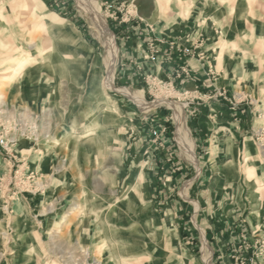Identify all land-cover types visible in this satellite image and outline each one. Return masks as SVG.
I'll list each match as a JSON object with an SVG mask.
<instances>
[{"label":"rangeland","instance_id":"rangeland-1","mask_svg":"<svg viewBox=\"0 0 264 264\" xmlns=\"http://www.w3.org/2000/svg\"><path fill=\"white\" fill-rule=\"evenodd\" d=\"M131 22L145 23L152 63L160 61L162 44L174 48L177 34L191 37L196 41L182 51L208 63L211 84L231 73L243 74L244 85L230 92L217 84L201 95L181 89L172 73L149 72L140 78L138 88L144 91L131 83L119 86L123 61L116 27ZM104 27L114 38V55ZM186 72L183 67L177 77ZM105 94L119 108L114 120H104L115 124L118 137L105 129L110 140L102 147L84 145L92 140L85 136L90 114L97 113L101 98L107 100ZM132 94H140L143 103ZM213 101L227 103L233 118L244 119L235 140L237 181L236 172L227 170L231 139L215 140L218 157L211 164L209 155H201L190 123L204 102ZM161 110L165 122L159 116L152 120ZM179 118L194 156L179 142ZM136 121L150 129L149 145L135 133L126 135ZM157 147L164 153L153 159L150 171H161L160 194L150 186L149 170L137 178L131 172L143 160L142 150L155 157ZM48 150L51 157L36 167ZM171 176L178 177L177 185L170 184ZM94 195L96 215L80 222L75 203ZM156 198L170 202V213H163L162 204L154 207ZM58 216L62 227L55 226ZM182 217L197 232V244L182 232ZM236 217L242 223L237 234L229 219ZM26 260L264 264V0H0V264Z\"/></svg>","mask_w":264,"mask_h":264},{"label":"crops","instance_id":"crops-1","mask_svg":"<svg viewBox=\"0 0 264 264\" xmlns=\"http://www.w3.org/2000/svg\"><path fill=\"white\" fill-rule=\"evenodd\" d=\"M148 10V4H144L142 6L143 14L146 15ZM154 18V17H153ZM145 29V23L142 24H136L135 22L131 23H125L123 25H118L116 27V30L118 31V39L121 46V57H122V66L120 70L117 73V80L118 85H126L131 83L132 87H134L135 90L138 91H144L142 89H139L138 87L143 86V82H141L140 78H143L144 76L150 72V73H156L160 74L162 76H169L171 73L173 76H175V79L179 86H181V89H186L189 91L194 92L195 94H201L202 93H210L212 90H214V87H217L218 85L222 86H228V90L232 92L235 91L234 88H237L238 84H243L245 82V76L241 74V76H233L231 73L230 75H226L225 79H221L215 84H211L210 82V76H209V65L207 62H204L203 58H200V56H188L186 55L182 50L185 46H192V44L196 41V39L191 37H183L178 38L180 35H176V37H173L175 39H179L176 46L174 48H168V43L162 44L160 48L162 49L161 55L158 56L159 60L158 62L152 63L151 60H149L146 56L147 53V40H146V32ZM174 33V32H173ZM170 33L168 36L169 38L172 36ZM144 34V35H142ZM168 36H165L168 38ZM95 51V47L92 46ZM182 47V48H181ZM205 50V49H203ZM201 52H204V51ZM198 51V50H197ZM160 63V64H159ZM183 67L187 68V72L183 73V75L178 78V73H180L181 69ZM234 80H233V78ZM244 77V79H243ZM257 78L256 75L253 76V83L255 84V79ZM218 84V85H217ZM196 91V92H195ZM202 95V94H201ZM132 106H127L126 110L130 111ZM166 112L161 110L160 114H155L151 117V119H155L157 116H159V120H163L165 122L166 120ZM144 118V117H142ZM139 120V119H138ZM243 118L236 119L233 118V113L229 110V106L225 102H219V101H213L209 104L203 103V106L201 110L193 116V118L190 120L191 126L193 127L194 134L199 142V149L200 152L202 151L201 155H209L210 159L209 161L216 160L218 157V153H215V147L213 143H215V140L224 139L225 141L231 139L232 143L230 147L228 148V155L231 156L232 163L229 167H227V170L232 169L234 172H236L235 181H237L238 174V168H234V164L237 163L236 156L238 152H236V135H238V132L241 128H243V124L240 122H243ZM143 121H136V124H133L130 126V132H127L126 135H130L132 133L136 134V138L140 139V142L146 146L147 144L152 142L150 138V129L146 130V125ZM241 124V125H240ZM240 125V128L238 127ZM239 128V129H238ZM137 130V131H133ZM220 135V136H219ZM131 137V136H129ZM207 141V146L204 147L205 142ZM127 143V142H126ZM125 143V145H126ZM226 143V142H225ZM224 143V144H225ZM235 146V147H233ZM149 151V149L142 150L140 152V155L142 156L143 160H139V164H142V173L143 171H147L152 169V162L153 159L158 160L157 156H160L162 153H164V148L157 147L155 151V157H149V155L146 157L145 154ZM128 159H131L133 157L131 152H127ZM140 156V157H141ZM140 159V158H139ZM160 159V158H159ZM134 163V160H132ZM144 164V166H143ZM136 165V164H135ZM225 165H228L226 163ZM157 168V167H156ZM132 172V171H131ZM141 173V174H142ZM158 169L148 174L149 176V182L151 187H158V191L160 194L161 189L163 188V182H162V175L160 174ZM178 177L175 176L173 178L171 176L170 184L171 185H177V179ZM172 188V187H171ZM243 191V190H242ZM177 201H179L177 199ZM165 207L164 214L170 213L169 211H166V208H170V202L169 201H161L156 198L153 205L156 206H162ZM229 205V204H228ZM160 208V207H159ZM241 210V207H238ZM160 213V212H157ZM162 213V212H161ZM212 215V214H211ZM215 216V215H213ZM182 227L185 235L187 237L192 239V242L197 244L198 242V235L195 229L192 230V227L190 225H187L188 220L185 217H182ZM234 229L235 233L237 234L239 227L242 225L240 221H237L238 217L236 218H229ZM213 220H216L215 217H213ZM231 225V224H229ZM224 229V224H222L221 229ZM222 233L224 231H221ZM228 234V233H226ZM190 252L192 251V248L188 246ZM226 248V247H225ZM226 253L227 249H226ZM194 254V253H193Z\"/></svg>","mask_w":264,"mask_h":264},{"label":"bare ground","instance_id":"bare-ground-1","mask_svg":"<svg viewBox=\"0 0 264 264\" xmlns=\"http://www.w3.org/2000/svg\"><path fill=\"white\" fill-rule=\"evenodd\" d=\"M102 32H103V34H104V36L106 38L105 40L107 41V43L109 45V49L111 51V54L114 55V53H115V45L114 44L115 43H114V38H113L111 32L106 27L103 28ZM91 48L93 49L92 46H91ZM116 49H117V47H116ZM23 65H25L24 61H23L22 64H19L18 67L13 71V74H14L13 76H15L16 73H18V71H20L22 69ZM106 83H107V85H112V75L110 77H108V79L106 80ZM132 96L138 102H140V104L143 103V98H142V96L140 94H132ZM105 97H107V100H105L103 98H101L99 100V104H98V107H97V113L93 111L90 114L91 118L89 119L88 126H87V129L85 131V136H87L89 138H92V140L90 142H88V143L87 142L86 143H82L84 145H88V146L92 147L94 144L98 143L102 147L105 142L110 140V137H109L110 136V132L107 133V135L105 133L106 131H108L107 129H109V131L111 130L112 133H114L113 136H115V138L118 137L117 133L114 132L115 124H112V123L108 124L104 120L105 119H107L109 121L114 120L116 115L119 113L118 112L119 108L117 106H115L114 103H112V102L109 103L108 102L109 101L108 99H114L112 96L105 94ZM105 129H106V131H104ZM177 135H178L179 142L183 145L185 151H187V153L190 156H194L193 142L190 139L189 133L186 130L185 121L182 118H179V120H178ZM66 141H67V139H66ZM52 153H53L52 150H48V152L45 154V156H43V158L42 157L38 158L36 160V167L41 166L42 163H43V160L46 161L47 159H49V157H51ZM75 160H76V158H75ZM141 173H142V164L134 165L132 167V175H133V177L137 178V177H139L141 175ZM85 196H86V191L83 190L82 194L80 196L81 198H79V199L82 200L83 197H85ZM95 198H96V196L94 195L93 198H90L89 200H86V201L83 200L84 202H82V203L81 202H76L75 203L74 210L78 211L79 214H78L77 217L80 219L79 220L80 222H83V219L86 216H88V215H89V217H90V215L91 216L92 215H96V207L95 206H96L97 202H96ZM77 217L76 218H70L69 225L75 224V220L77 219ZM61 218H62V216H58V218L55 221V226H58V227L59 226L60 227L63 226V220ZM52 233H53L52 231L49 233V237L50 238L52 236L51 235ZM16 249L18 250V248H16ZM17 250H16V252H17ZM25 253H26L25 254L26 256L24 258L28 259L29 257H31V250L30 249L26 250ZM28 261H30V260H26L24 262L22 261L20 263H14V264H26V263H28ZM10 262L11 263L15 262V258L12 257V260ZM7 264H10V263L8 262Z\"/></svg>","mask_w":264,"mask_h":264},{"label":"built area","instance_id":"built-area-1","mask_svg":"<svg viewBox=\"0 0 264 264\" xmlns=\"http://www.w3.org/2000/svg\"><path fill=\"white\" fill-rule=\"evenodd\" d=\"M129 12H130L131 15H134V12H131V11H129ZM184 51H185L186 53H189V52H190V50H189L188 48H185Z\"/></svg>","mask_w":264,"mask_h":264}]
</instances>
